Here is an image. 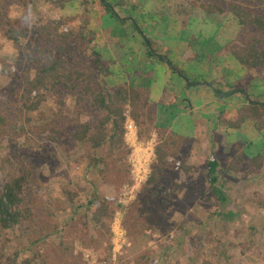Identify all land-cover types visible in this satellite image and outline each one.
Returning <instances> with one entry per match:
<instances>
[{
	"label": "rangeland",
	"instance_id": "374dc122",
	"mask_svg": "<svg viewBox=\"0 0 264 264\" xmlns=\"http://www.w3.org/2000/svg\"><path fill=\"white\" fill-rule=\"evenodd\" d=\"M81 1L70 0L59 10L46 0H0V117L6 120L0 127V165L12 156L14 172L26 164L31 172L21 206L25 218L12 232L0 236V264H10L16 253L18 262L28 257L32 264H264V212L254 199L256 193L264 194V167L256 171L246 165L232 174L226 173L223 165L238 149L248 158L264 148V132H256L251 124L239 130L222 126V118L231 119L244 103L243 96L236 93L220 101L208 89L197 88L188 91V102L184 101L183 83L166 65L149 66L140 41L130 38L132 28L126 33L109 16L101 17L97 0H85L87 12L83 13ZM122 1L121 18L139 19L148 36L157 41V52L170 51L175 66L183 68L185 62L178 52L190 46L194 53L206 57L203 66L193 68L192 78L225 90L243 88L254 101L264 103V69L242 71L228 52L249 34H241L227 9L228 3L239 2L264 12V0H208L224 8L216 17L204 15L189 0ZM60 17L76 18L71 24L73 31L84 24L94 33L102 59L114 62L110 75L103 78L105 85L113 88L135 83L154 118L145 142L137 138L136 127L127 120L124 145L128 152L108 155L105 169L100 165L101 172L88 169L85 146L66 139L61 145H43L35 128L39 117L27 115L23 109L27 102L21 76L27 56L39 57L35 46L68 58L83 72L89 67L86 56L73 55L67 42L52 31L51 21ZM6 22L32 31L30 41L9 40ZM29 43L32 45L27 48ZM167 77L174 82L171 87L177 99L174 110L163 114L159 99ZM78 94L66 95L62 111L57 96H48L41 106L45 117L60 119L57 125L63 136L79 119L95 114L86 108L87 103H77ZM27 116L31 123L26 122ZM162 122L169 131L190 133L185 135L191 142L183 155L196 171L187 177L169 168L160 180L164 189L159 198L145 195L137 201L155 158L158 140L153 128ZM48 151L55 152L57 159L49 161ZM210 157L218 163L214 187L202 174ZM5 181L0 174V191ZM69 189L81 198L82 209L68 204L65 194ZM168 190L173 193L171 199ZM92 191L108 199L113 211L112 220H106L104 226L93 221L95 208L83 202ZM163 200H168L166 206L161 205Z\"/></svg>",
	"mask_w": 264,
	"mask_h": 264
},
{
	"label": "trees",
	"instance_id": "16d2710c",
	"mask_svg": "<svg viewBox=\"0 0 264 264\" xmlns=\"http://www.w3.org/2000/svg\"><path fill=\"white\" fill-rule=\"evenodd\" d=\"M46 1L52 4L53 9L61 10L70 0ZM189 1H193L196 7L208 17L221 16L224 13V8L216 2L208 0ZM81 2L83 13L87 12V2L85 0ZM97 2L98 13L101 17L109 16L121 28L125 29L126 33L130 31L129 29H133L134 33L130 38L140 41L150 67L166 65L171 75L183 83V96L186 97L184 101L188 102L187 92L197 88L208 89L215 99L220 101H225L239 93L243 96L244 103L236 109L231 119L222 118V126L227 130H239L244 125L251 124L256 132H264V103L254 101L243 88L225 90L216 84L197 81L191 77L193 68L203 66L206 57L194 53L190 46L182 47L178 55L185 64L183 68L175 66L170 51L165 52V54L157 52L159 48L157 41L148 36L139 23V19L121 18L120 11L125 6L122 0H97ZM227 9L241 28V34H246L245 32L249 34L247 39L239 40V44H233L228 50L235 66L246 72L264 69V12H257L239 2L228 3ZM74 20H76L74 17L55 18L51 21V29L59 39L67 42L73 55L79 53L86 56L89 63L87 71L83 72L81 69L75 68L68 58H62L53 51L42 50L39 46H35L39 57L27 56L21 76L27 102L23 105V109L27 115L35 114L39 117L35 121V128L38 129V137L39 140H42L43 145L47 147L61 145V140L66 139L76 146H85V160L88 169L91 171L99 169L101 172L105 169L104 164L108 155H114L121 151L127 154L128 150L124 145L127 120L130 119L136 127L137 138L145 142L149 140L154 118L147 112L143 94L138 90L135 83H122L113 88L105 85L103 78L110 75V64L113 61L102 59V55L97 50L94 33L87 30L84 24H81L78 30L73 31L71 24ZM6 25L5 33L9 40L14 43H20V39L30 41L32 31L21 27L16 28L10 22H6ZM31 45V43L27 44V48ZM167 78L165 79L163 96L159 99L163 114L167 109L174 110L175 99H177L171 87L174 82L171 80L172 78ZM75 92L79 93L76 96L77 103H87L86 108L95 113V116L91 115L85 120L79 119L77 125L63 136L62 130L57 125L60 123V119L58 122L56 121L57 117L55 119L45 117L40 112L41 106L48 96H57L59 98L57 106L62 111L66 95ZM82 109L85 107L82 106ZM172 116L173 113H171ZM26 122L31 123L28 116ZM5 125L6 120L0 117V127ZM153 129L158 140L153 150L155 158L150 166L149 178L141 188V195L138 196L137 201H141L145 195H150L152 199L157 196L159 198V192L164 189L160 180L169 168L174 167L175 173H182L187 177L196 171L194 166L186 164L183 155L184 149L191 142V139L186 137L190 135L189 132L177 134L169 131L163 126V122L161 126ZM46 156L49 161L53 159L52 157L57 159V155L53 151H48ZM11 158L12 156H7L0 165V174L6 178L0 191V236L3 235V232H12L24 220V211L21 207L23 193L31 179V172L27 164L20 168L18 173L14 172L11 168ZM100 165L103 166V169ZM223 165L224 171L232 174H237L246 165H249L253 170L260 171L264 167V148L259 150L257 154L249 155L248 158H245L244 151L238 149L234 157L224 162ZM217 167L218 163L214 157L207 159L206 173L202 174L211 187H214L217 182ZM71 185L68 184V186ZM167 193L169 194L168 199H171L173 193L169 190ZM65 196L68 204L72 207L78 210L83 208L81 198L77 193L69 189ZM254 199L257 206L264 212V194L256 193ZM108 201V199L101 198L96 191H92L83 201L87 206L95 208L92 217L97 224L104 226L106 220L113 218V211H111ZM167 201H160L161 205L166 206ZM135 203L134 201L132 205ZM4 240L10 241L9 238H4ZM18 256L19 254L16 253L10 264H32L33 262L28 257L18 262Z\"/></svg>",
	"mask_w": 264,
	"mask_h": 264
},
{
	"label": "crops",
	"instance_id": "0c3cea01",
	"mask_svg": "<svg viewBox=\"0 0 264 264\" xmlns=\"http://www.w3.org/2000/svg\"><path fill=\"white\" fill-rule=\"evenodd\" d=\"M236 154V153H235ZM234 157V156H233Z\"/></svg>",
	"mask_w": 264,
	"mask_h": 264
}]
</instances>
